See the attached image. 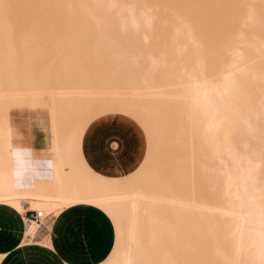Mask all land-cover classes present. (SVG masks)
<instances>
[{
  "label": "bare ground",
  "instance_id": "1",
  "mask_svg": "<svg viewBox=\"0 0 264 264\" xmlns=\"http://www.w3.org/2000/svg\"><path fill=\"white\" fill-rule=\"evenodd\" d=\"M108 114L145 134L120 175L82 151ZM26 201L101 209L125 264H264V0H0V203Z\"/></svg>",
  "mask_w": 264,
  "mask_h": 264
},
{
  "label": "crops",
  "instance_id": "2",
  "mask_svg": "<svg viewBox=\"0 0 264 264\" xmlns=\"http://www.w3.org/2000/svg\"><path fill=\"white\" fill-rule=\"evenodd\" d=\"M14 114V121L29 137L30 145L36 149L43 147L32 135L25 113ZM100 119L90 123L83 137L82 151L87 162L106 174L120 175L117 171L124 174L132 170L122 172L119 169L123 167H111L101 159ZM77 204L48 214L35 232L28 235L31 221L26 216L33 210L23 214L11 205L0 203V264H106L115 241V224L101 209ZM125 256L124 250L122 264Z\"/></svg>",
  "mask_w": 264,
  "mask_h": 264
},
{
  "label": "rangeland",
  "instance_id": "3",
  "mask_svg": "<svg viewBox=\"0 0 264 264\" xmlns=\"http://www.w3.org/2000/svg\"><path fill=\"white\" fill-rule=\"evenodd\" d=\"M19 110H21V112H24L25 114L28 113L27 109H25V108H21ZM34 128L36 129V127H34ZM34 128L32 129V135L34 137L36 136L35 138H37V139L39 138L38 140H41V139L44 140L46 137H48V136H45L47 134L44 135L46 130L44 131L43 135H41L40 134L41 132L39 130L40 128L38 129L39 132H36L37 130L35 131ZM29 129L31 130V127H29ZM99 129H100V131H99V136H100L99 155H100L101 159L111 167H118V169L123 167V168L119 169L120 171L122 170V172H124L123 170L127 171L131 168H134V166L141 159L143 152L145 150L146 140H145V134H144L142 128L135 121H133L131 118H129L125 115L108 114V115H106L100 119ZM20 132H22V131H20ZM47 132H48V129H47ZM63 132L66 134L62 135V138L60 141H58L57 145H59V144L64 145V143H66V137L68 136V134H70L72 132V129L69 128V129H66L65 131H62V133ZM36 133H37V135H36ZM38 133L40 134L39 136H38ZM22 134H23V132H22ZM25 136L26 135H24L23 138ZM42 136H45V138L43 139ZM64 138H65V140H64ZM28 139H29V137H28ZM48 139H51V138H48ZM48 139H47V141H48ZM24 140H26V138ZM51 142H50V144H51ZM56 143L57 142H54L53 146H56ZM46 144H48V143L46 142ZM28 145L29 146H27V147H29V149L31 150L32 146L30 145V143ZM41 145L43 147H41L40 149L43 150L44 154H46V157H47L48 154L45 153L47 150L44 147L45 143L43 142V143H41ZM49 146L52 147V145H49ZM33 150L35 151L36 148L34 149V147H33ZM117 172H118V174H121V173H119V171H117ZM78 176L79 175H76L75 177L78 178ZM130 176H131V174H130ZM79 177H80V179H83L82 176H79ZM85 179H86V177L83 179V181ZM75 181L77 182L79 180L77 179ZM80 182H82V181H80ZM24 206L27 207V210H29V209L35 210L37 207V203L33 202V201H26ZM50 213L55 214L54 212H47L46 214H50ZM145 227L147 228V224H145ZM114 228H115V241H114V244H113V247H112L110 253L107 256V257H111V258L106 264H122V253L125 250V243H124L123 237L121 236L120 232L118 231V229L116 228L115 225H114ZM151 250L148 249L146 254L144 255V257L147 256V257L143 258V261L145 262V264H151V262H154L153 259H155V257L157 256L156 254H154L155 249L153 250L154 253L149 252ZM151 253L154 254L155 256L152 255ZM152 256H154V257H152ZM185 258H187V256H185ZM185 258H183L184 264H189V263L193 264L194 261L192 259V256L189 257V260L192 259L190 262L188 259H185ZM156 259H158V257H156ZM156 259L154 262L155 264H157V262H158ZM146 262H148V263H146Z\"/></svg>",
  "mask_w": 264,
  "mask_h": 264
},
{
  "label": "built area",
  "instance_id": "4",
  "mask_svg": "<svg viewBox=\"0 0 264 264\" xmlns=\"http://www.w3.org/2000/svg\"><path fill=\"white\" fill-rule=\"evenodd\" d=\"M28 211L25 212L27 214ZM48 214H44L43 210H33L29 215L26 216V220L32 221L34 220L35 222L38 223L40 226L42 223V220L47 216ZM25 222V221H24Z\"/></svg>",
  "mask_w": 264,
  "mask_h": 264
}]
</instances>
